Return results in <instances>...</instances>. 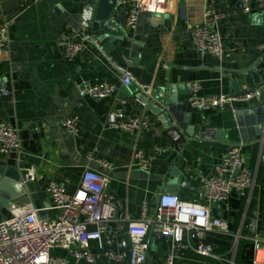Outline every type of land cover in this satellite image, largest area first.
I'll return each mask as SVG.
<instances>
[{
	"label": "crops",
	"instance_id": "crops-1",
	"mask_svg": "<svg viewBox=\"0 0 264 264\" xmlns=\"http://www.w3.org/2000/svg\"><path fill=\"white\" fill-rule=\"evenodd\" d=\"M128 1L118 3L113 19L124 31V39L100 43L106 56L90 44L87 51L67 61L57 41L67 27L74 37L80 38L68 23L70 15L79 12L81 0H34L27 6L19 0H0V25L9 23L8 47L0 61V123L9 122L15 127L22 145L19 153L0 157V167L14 168L22 177L24 169L36 170L35 181L28 184L29 192L16 201L27 198L38 209L48 207L46 189L51 182L73 194L85 170L102 172L97 163L87 159L91 155L115 167L107 173L109 191L119 201L116 221L111 224L115 230L124 219L139 218L143 203L148 205L149 217L155 218L157 197L168 193L172 178L166 176L173 165L186 177V184L178 186L174 195L186 202L201 201V180L213 174L229 146L239 145L255 176V186L249 202L233 194L225 203L210 209L212 217L225 220L230 227L229 235L215 236L231 245H214L221 260L174 249L163 233L152 228L145 264H161L173 250L176 264H252L254 246L248 238L257 235L264 243V157H260L252 141L242 143L234 113L264 105V84L257 86L250 74L241 73L256 62L264 68V51L260 50L264 43V15L256 11L244 13L238 0H217L215 8L223 15L217 28L225 48L224 58L218 59L198 51L192 44V28L203 22L208 0H168L161 13L141 14L134 32L126 26ZM107 57L149 86V96L156 95L158 89L168 91L172 85L179 86V102L185 103V112L192 114L195 132L201 126L198 132H213L214 139L194 140L180 154L163 137L157 108L154 113L147 108L153 98L144 105L138 94L125 95L123 87L105 100L81 95L79 88L101 81L119 84L120 75ZM235 82L238 94L251 92L254 97L249 102L234 104L233 110H201L188 104L194 85L201 96H230L237 94ZM120 99L127 100L125 116L146 117L151 128L139 135L109 128L107 116L120 108ZM74 115L81 118V134L77 138L61 127V119ZM159 146L168 151L155 156ZM137 151L152 158L148 171L136 165ZM9 207L0 205V222L10 216ZM191 241L198 243L193 235ZM129 249L128 238L122 235L113 250L124 255V261L114 263L104 257L97 264H130ZM51 256L66 264H80L59 247L51 251Z\"/></svg>",
	"mask_w": 264,
	"mask_h": 264
},
{
	"label": "built area",
	"instance_id": "built-area-1",
	"mask_svg": "<svg viewBox=\"0 0 264 264\" xmlns=\"http://www.w3.org/2000/svg\"><path fill=\"white\" fill-rule=\"evenodd\" d=\"M33 1L19 0L22 6ZM216 1L208 0L203 22L192 28L191 36L192 44L198 51L223 59L225 48L217 28L223 15L217 12ZM238 2L244 13L253 14L256 11L264 15V0ZM167 3L168 0H129L127 29L136 31L141 14L161 13ZM8 30L9 23L0 25V61L8 47ZM68 30L69 27L57 41L65 60L73 61L87 51L90 44L106 56L94 35H88L87 38L80 36L78 39ZM260 50L264 51V43ZM107 60L120 75L119 84L101 81L79 88L81 95L105 100L117 95L120 87L127 86H134L140 94L150 95L151 88L139 81L129 69L108 57ZM198 89L194 85L188 104L201 110H233L234 104L249 102L254 97L251 92L230 96H201ZM119 101L120 108L107 116L106 125L109 128L131 135H139L151 128L146 117L125 116L123 109L127 100ZM61 127L77 138L81 134V118L77 115L64 117L61 119ZM21 149L18 131L9 122H1L0 157L19 153ZM167 151V148L159 146L154 154L161 156ZM87 159L97 163L102 172L85 170L73 194H69L62 185L51 182L46 189L50 200L48 207L38 209L27 198L11 203L10 216L0 222V264H66L51 256V251L57 247L80 264H97L104 257L110 262L121 263L125 256L115 252L113 246L122 235H126L129 241V263L145 264L149 251L147 238L152 228L163 233L172 242L174 249L190 250L201 257L221 260L215 253V246L205 240L208 236L229 235L230 227L225 220L212 217L210 209L225 203L233 194L249 202L255 186V176L248 168L242 147L231 145L215 166L213 174L201 180V201L186 202L174 194L161 193L157 197L154 219L149 217L147 203H143L139 218L124 219L112 230L111 224L116 221L119 201L109 191L110 178L107 173H112L115 167L111 162L95 160L91 155ZM151 160L143 151L134 154L136 165L143 171L149 170ZM35 179V168L24 169L23 185ZM192 235L198 241L197 244L192 243ZM240 238V235L236 237V243ZM248 239L254 246L252 264H264V243L257 235H251ZM161 264H176L174 250Z\"/></svg>",
	"mask_w": 264,
	"mask_h": 264
},
{
	"label": "water",
	"instance_id": "water-1",
	"mask_svg": "<svg viewBox=\"0 0 264 264\" xmlns=\"http://www.w3.org/2000/svg\"><path fill=\"white\" fill-rule=\"evenodd\" d=\"M122 0H81L79 12L71 16L68 25L75 33H79L82 38H87L88 35H94L98 43H103L109 40L110 43L116 40L124 39L125 33L114 23V16L118 3ZM159 15V14H157ZM242 74H250L254 84L261 86L264 84V68H260L259 62H256L249 68L243 70ZM234 89L238 93L239 87L237 82L234 83ZM179 86L172 85L166 89H158L156 95L151 94L147 97L145 94H140L134 86L122 88L125 95H139L137 98L144 105L153 98L152 104H147L149 112L154 113L157 108L158 120L163 127V137L168 139L174 146L175 150L182 154L189 143L194 140L214 139L213 132L201 134L198 132L201 126L197 127L191 124L192 114L186 113V104L179 102L178 99ZM167 93V94H166ZM167 95V96H166ZM238 132L243 144L251 145L258 149L260 157H264V105L244 109L234 113ZM218 134V140L222 141ZM225 141H228L225 139ZM171 177L169 194H174L178 186L186 184L185 173L181 169L173 165L166 176ZM29 192L28 185L22 184L21 174L14 168L0 167V205L8 208L10 204ZM193 239L196 241L195 236ZM205 242L217 246H231L224 243L222 240L208 236Z\"/></svg>",
	"mask_w": 264,
	"mask_h": 264
},
{
	"label": "trees",
	"instance_id": "trees-1",
	"mask_svg": "<svg viewBox=\"0 0 264 264\" xmlns=\"http://www.w3.org/2000/svg\"><path fill=\"white\" fill-rule=\"evenodd\" d=\"M216 248H217V247H216ZM237 262L239 263V260H238V254H237V257H236V263H237Z\"/></svg>",
	"mask_w": 264,
	"mask_h": 264
}]
</instances>
